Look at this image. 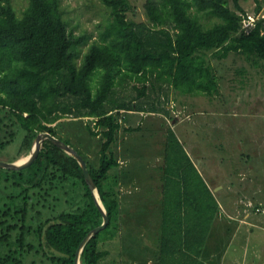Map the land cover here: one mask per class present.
I'll use <instances>...</instances> for the list:
<instances>
[{
  "label": "trees",
  "instance_id": "1",
  "mask_svg": "<svg viewBox=\"0 0 264 264\" xmlns=\"http://www.w3.org/2000/svg\"><path fill=\"white\" fill-rule=\"evenodd\" d=\"M99 1L107 12L106 25L90 43L68 29L63 0H28L21 17L10 0L0 3V111L13 117L25 133L23 147L31 149L42 133L72 147L69 140L58 137V124L52 126L65 118H91L89 134L104 139L98 167L78 152L109 217L107 227L86 242L80 264H106L110 252L105 246L117 239L122 227L119 179L109 174L120 166L113 146L120 139L124 143L119 112L142 106H130L118 87L152 80L181 95L215 97L219 78L207 59L209 54L218 60L239 54L247 61H264V18L256 20L248 33L244 31L247 15L241 0H147V23L128 18L129 0ZM263 1L255 0L257 14ZM201 16L215 21L205 25ZM95 72L100 78L92 88ZM145 89L144 85L140 95L146 94ZM0 176V181L5 177L20 188L0 206V264H25L33 251L42 252L48 264H75L81 243L103 223L77 160L45 140L30 167L0 168ZM166 193L165 198H170ZM65 198L75 203L66 201L69 208L58 211ZM216 209L209 215L212 228ZM30 211L34 216L27 222ZM16 231L18 237L12 240ZM171 233L175 232L164 230L167 238ZM27 236H32L31 242Z\"/></svg>",
  "mask_w": 264,
  "mask_h": 264
},
{
  "label": "rangeland",
  "instance_id": "2",
  "mask_svg": "<svg viewBox=\"0 0 264 264\" xmlns=\"http://www.w3.org/2000/svg\"><path fill=\"white\" fill-rule=\"evenodd\" d=\"M129 1L131 9L128 18L137 23H147L144 7L147 0ZM3 2L4 0H0V3ZM10 2L21 17L28 6V0ZM63 6L68 29L73 30L76 36H84L90 39V43L95 40L98 32L104 29L107 12L99 0H63ZM241 6L249 20L246 30L252 29L256 20L264 18V1L258 14L255 0H241ZM201 21L210 26L215 20L201 16ZM207 59L219 78V93L215 97L181 95L172 87L161 84L160 81L152 83V80L146 83L133 81L118 87L120 97L126 99L130 106H142V130L141 135L133 134L123 144L120 139L119 145H114L113 150L119 155L120 148L123 147L124 157H129L131 165L124 167L130 171L127 173L128 179L133 174L139 175L141 183L158 185L161 190L165 188L166 195H177V190H184V187L193 190L195 196L200 197L199 201L205 200L203 208L206 215H210L211 211L213 214L214 207H217L216 225L223 224L218 220L221 218L226 219L229 231L234 232L235 229L241 228V233L236 237L240 247L247 245L241 236L247 238L254 232L251 237L253 244L249 248H253L256 255L248 250L247 254L238 255V258L230 259V262L264 264V61H247L239 54H231L223 60L212 58L209 54ZM99 78V72H95L90 81L92 88L98 86ZM144 85L146 94L142 96L140 91ZM119 113L122 123L128 112ZM133 119L130 115L127 122ZM14 123L13 117L8 116L5 111H0V161L19 164L31 156L35 141L31 149L24 148L25 133ZM57 124L58 137L69 140L77 152H83L87 162L98 167L104 139L89 134L87 126L93 127L92 119L65 118L52 126ZM119 135L122 139L125 137L122 132ZM120 160L118 158L120 166L123 167L124 162ZM109 174L116 179L121 175L120 169L114 168ZM239 174L241 177H238ZM204 183L211 190L208 202L206 190L202 187ZM121 187L119 181L117 189L120 194ZM18 190L20 188L14 186L13 182H6L5 177H2L0 206ZM182 192L187 194L189 191ZM239 195H242L243 203L228 206L229 202L231 204L230 200ZM251 197L250 202L246 201L245 198ZM66 201V198L61 201L57 207L58 211L69 208L68 203H75L74 199L67 201L68 203ZM17 203L21 205L22 198H19ZM257 208L259 212H256ZM146 209L149 212L154 210L150 207L143 208ZM141 211L140 207L134 208L131 215L128 207H122L123 222L117 239L107 242L105 246L110 252L106 259L108 264H135V259L140 260L139 264H142V253H133L142 247V225L138 223V214ZM44 212L40 220L42 222L47 214L46 210ZM33 216L34 211H30L27 222ZM246 216L249 221H256L257 225L247 222V225L237 226V222L246 219ZM229 217H236L237 221L229 220ZM148 229L150 231H147L145 236L151 242L157 245L164 243L163 239L157 241L154 238V224ZM18 234V231L14 232L12 240H15ZM212 238H216L218 242L216 233ZM31 240L32 236H27V242ZM122 247L131 250L126 252L127 256L123 257L120 252L119 255L116 254ZM171 261L172 258L166 259V262ZM24 262L48 264L42 257V252L36 254V251L29 253Z\"/></svg>",
  "mask_w": 264,
  "mask_h": 264
},
{
  "label": "crops",
  "instance_id": "3",
  "mask_svg": "<svg viewBox=\"0 0 264 264\" xmlns=\"http://www.w3.org/2000/svg\"><path fill=\"white\" fill-rule=\"evenodd\" d=\"M127 112L125 119L122 121V133L125 135L122 139L123 142L133 134L134 136L141 135L140 133L142 130V121H140L142 120V109H133ZM130 115L133 116L134 119L127 122L128 116ZM118 158L121 159L120 161L124 162L123 167H119L121 175L118 176L122 186L120 194L121 208L128 207L129 211H131V215L133 214L134 208H142V211L138 214V223L142 225V247H139L138 250L133 252L142 253V264H241L235 262L231 263L230 261L238 258V255L247 254L248 250L250 252L253 251V248H249V246L253 244V242L251 243V237L254 235V232L252 235L248 236L250 239L248 237L244 238V235L241 236L247 245L240 247L237 245L239 241L236 240V237L241 233V228L239 229L236 227L237 229H235L234 232L229 231L226 225V219L221 218H218V220L223 224L216 225L215 222L212 228L210 226L209 214H207L205 221V212L203 208L205 200L202 199L203 201H199L200 197L195 196L193 190L191 191L189 189V192L185 196L182 192L184 190L179 189L177 190V195H171L170 198L166 199L164 195L165 188L161 190L158 185L151 186L144 182L141 183L138 177L139 175L136 174L131 175L130 179H128L127 173H130V171L129 169H124V167L130 164V159L129 157L125 158L124 153L122 155L119 154ZM238 177H241V174H239ZM239 181L242 182V180ZM139 182L142 184V189ZM202 187L206 190L208 202L211 190L206 183H204ZM141 190L142 193L139 194ZM134 192L137 193L135 194ZM245 199L250 202L252 197L250 199ZM230 201L231 204L229 202L228 206H236V204L243 203L242 195H239V197L236 196L234 200L232 199ZM200 206L202 207L201 214ZM149 207L154 210L151 212L147 209L143 210V208ZM247 217L248 216H246V219L237 222V226L242 227L244 224L247 225V222H251ZM229 220L237 221L236 217L234 219L229 217ZM251 223L257 225L256 221H252ZM152 224L155 225V231L153 232L154 238L157 241L163 239V245H157V243L151 242L145 236V233L150 231L148 228ZM255 228L258 227L255 226ZM167 229H170L171 232H175L171 233L173 235L169 238L164 235V230ZM214 233H216V237H218V242L216 238H212ZM256 235H258V233H256ZM255 247H257V245H255ZM257 248L259 249L260 247ZM128 250L129 249L122 247L116 254L119 255L118 252H120L124 257ZM255 251L257 252V249H255ZM253 253L256 255L254 251ZM167 258H172V261L166 262ZM139 261L140 260L137 259L133 260L135 264H139Z\"/></svg>",
  "mask_w": 264,
  "mask_h": 264
},
{
  "label": "water",
  "instance_id": "4",
  "mask_svg": "<svg viewBox=\"0 0 264 264\" xmlns=\"http://www.w3.org/2000/svg\"><path fill=\"white\" fill-rule=\"evenodd\" d=\"M45 140H50L51 142H53L54 144L59 146L61 149H63L67 154L73 156L77 160V162L79 163V165L81 166V168L83 170V174L85 176L86 183L91 188L95 204L97 205L98 209L100 210V212H101V214L103 216V223L101 224V226L95 228L93 231H91L88 234V236L84 239V241L81 243L80 247L78 248V250L76 252L75 264H80V255L82 253L83 247L85 246L86 242L91 237H93L94 235H96L99 232L103 231L107 227V225L109 224L108 214L106 213V211L104 209V206L102 205V202L100 203L101 200H100L98 191H97V189H96V187L94 185L93 179H92V177H91V175H90V173L88 171L87 164L84 161L83 157L74 148H72L71 146L63 143L62 141H60L59 139L55 138L51 134L42 133L36 138V140H35V149L33 150L31 156L25 162H22V163H19V164H13V163H5V162L0 161V168L7 169V170H13V171H20V170L27 169L38 158V155H39L40 150H41L42 143Z\"/></svg>",
  "mask_w": 264,
  "mask_h": 264
},
{
  "label": "built area",
  "instance_id": "5",
  "mask_svg": "<svg viewBox=\"0 0 264 264\" xmlns=\"http://www.w3.org/2000/svg\"><path fill=\"white\" fill-rule=\"evenodd\" d=\"M249 19L252 20V21H255L253 18H250V17H249ZM248 21H249V20H248L247 18H245L244 21H243V27H242L243 30L246 31L247 33L251 30V29H250V30H246V29H247V28H246V23H247ZM253 23H254V22H253ZM259 211H260V210L257 208V209H256V212H259Z\"/></svg>",
  "mask_w": 264,
  "mask_h": 264
}]
</instances>
